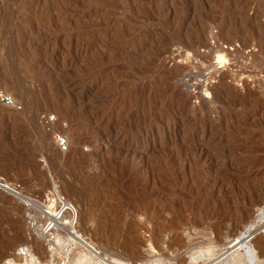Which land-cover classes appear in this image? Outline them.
<instances>
[{"label": "rangeland", "instance_id": "1", "mask_svg": "<svg viewBox=\"0 0 264 264\" xmlns=\"http://www.w3.org/2000/svg\"><path fill=\"white\" fill-rule=\"evenodd\" d=\"M0 182V264H264V0H0Z\"/></svg>", "mask_w": 264, "mask_h": 264}, {"label": "bare ground", "instance_id": "2", "mask_svg": "<svg viewBox=\"0 0 264 264\" xmlns=\"http://www.w3.org/2000/svg\"><path fill=\"white\" fill-rule=\"evenodd\" d=\"M196 59V58H195ZM48 116V115H47ZM47 119H48V117H47ZM44 120H46V119H44ZM56 123H59V121H57ZM55 122L54 123H50V122H48L47 123V125H49V127L50 126H52V125H54V124H56ZM46 125V124H45ZM65 128V127H64ZM67 129V128H66ZM0 187L2 188V189H4V190H7L8 192L9 191H14V192H16L17 194H19L18 193V191H16V190H14V189H12L11 188V185H9V184H6V183H2V182H0ZM57 187V186H56ZM51 196V197H50ZM46 200L44 201V202H42V203H40V204H38V206H39V208H40V213H41V211L44 209V207H45V209L43 210L46 214H51L52 215V217L54 216V217H56V219H52V221L53 222H56L57 223V221L60 219V218H62L63 216L64 217H68V218H70V220L68 221V222H66V223H69L70 224V226L72 227V229H76V223H77V220H78V218H79V211H78V209L72 204V203H70L68 200H66L65 198H64V196L63 195H61L55 188L52 190V191H50L49 192V196H46ZM43 203H44V205H43ZM57 214V215H56ZM41 216H42V214H41ZM264 218V212L263 213H261L258 217H257V219L258 220H262ZM35 221V222H34ZM38 221H37V218H35V217H31V225L34 227V224L35 223H37ZM40 225V224H39ZM42 226H45V228H44V231L43 232H45V233H47V236L49 235V236H51V235H53V232L52 231H54L53 230V223H51L50 222V220H47L46 219V223L45 224H42ZM253 230H254V228L252 227V226H249L247 229H246V231H245V233H243L242 235H241V237L239 238V240L237 241V243H235L236 245L238 244V245H240V246H245V244L247 243V242H245V241H248L247 240V234L248 233H250V232H253ZM78 232V231H77ZM78 234L80 235V233L78 232ZM80 237H81V235H80ZM82 238V237H81ZM82 240H83V243H84V246H86V241L82 238ZM7 243V242H6ZM1 245V244H0ZM11 247V244H2L1 245V249H0V259L1 258H5V255H6V248L7 247ZM13 246V245H12ZM42 247H40V249H41ZM244 248V247H243ZM8 249V248H7ZM12 250V249H11ZM10 251V250H9ZM8 253V252H7ZM247 254H249L248 255V261H249V264H255V262L257 261V255H256V253L255 252H253V251H250L249 253L247 252ZM15 256V255H14ZM18 256V255H17ZM19 257H21L23 260H24V262H26V261H29V262H35V261H37L38 259H35L36 258V256H35V254L32 252V251H30L29 249L28 250H26V253L24 254V255H22V253L20 254V256ZM38 262V261H37ZM8 264H16L13 260H10V261H8L7 262ZM264 263V262H263Z\"/></svg>", "mask_w": 264, "mask_h": 264}, {"label": "built area", "instance_id": "3", "mask_svg": "<svg viewBox=\"0 0 264 264\" xmlns=\"http://www.w3.org/2000/svg\"><path fill=\"white\" fill-rule=\"evenodd\" d=\"M3 100H5L6 102H12L11 98L5 96L3 98ZM46 117V120H47V123L50 122V123H54V121H56L57 119L55 118V116L53 117H48V116H45ZM48 117V119H47ZM56 119V120H55ZM63 125V124H62ZM63 127L65 128H68V125L65 123L63 125ZM56 142H57V145L58 147L61 149L60 151L62 152H67L69 151L68 148H69V140H68V136L67 134L63 133V132H60L58 134H56ZM20 252L22 253V255H24L26 253V249L22 248L20 250Z\"/></svg>", "mask_w": 264, "mask_h": 264}]
</instances>
